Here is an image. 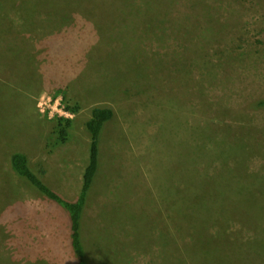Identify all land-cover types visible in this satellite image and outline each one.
Listing matches in <instances>:
<instances>
[{
    "label": "rangeland",
    "instance_id": "obj_1",
    "mask_svg": "<svg viewBox=\"0 0 264 264\" xmlns=\"http://www.w3.org/2000/svg\"><path fill=\"white\" fill-rule=\"evenodd\" d=\"M263 97L264 0H0V264H76L10 156L74 199L93 106L88 264H264Z\"/></svg>",
    "mask_w": 264,
    "mask_h": 264
},
{
    "label": "trees",
    "instance_id": "obj_2",
    "mask_svg": "<svg viewBox=\"0 0 264 264\" xmlns=\"http://www.w3.org/2000/svg\"><path fill=\"white\" fill-rule=\"evenodd\" d=\"M249 105L256 110L264 109V97L255 100ZM68 107V109L76 111V106ZM112 115L113 110L110 107L93 106L91 109L90 117L85 122V127L89 134L88 160L82 172L79 192L72 200L66 199L60 193L50 188L34 171H32L24 153L13 152L10 156V165L16 173L29 181L39 193L62 206L68 212L70 245L76 256V264H88L85 247L81 237L82 217L87 197L99 170L102 131L106 122L111 119ZM70 124V119H57L60 139H65L67 128Z\"/></svg>",
    "mask_w": 264,
    "mask_h": 264
}]
</instances>
